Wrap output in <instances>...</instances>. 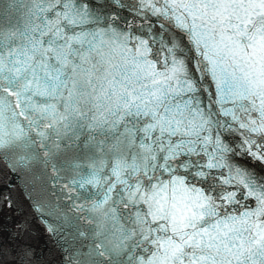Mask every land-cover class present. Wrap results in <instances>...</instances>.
I'll return each mask as SVG.
<instances>
[{"label":"snow or ice","instance_id":"snow-or-ice-1","mask_svg":"<svg viewBox=\"0 0 264 264\" xmlns=\"http://www.w3.org/2000/svg\"><path fill=\"white\" fill-rule=\"evenodd\" d=\"M0 165L58 264H264V0H0Z\"/></svg>","mask_w":264,"mask_h":264},{"label":"water","instance_id":"water-1","mask_svg":"<svg viewBox=\"0 0 264 264\" xmlns=\"http://www.w3.org/2000/svg\"><path fill=\"white\" fill-rule=\"evenodd\" d=\"M12 179V174L3 165H0V190H6V184ZM11 195L16 202L15 210L0 208V244L3 245L7 253L3 258V264H12L15 259L12 251L17 242L11 234L15 233L14 225L19 220L27 221L30 224L31 235L26 237L25 242L34 247L40 260L45 261L46 264H58L59 257L53 247V241L44 231L42 221L37 218V214L24 199L20 188H14Z\"/></svg>","mask_w":264,"mask_h":264}]
</instances>
